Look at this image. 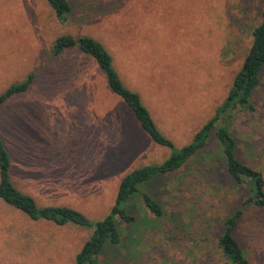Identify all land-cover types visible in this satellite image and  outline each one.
I'll use <instances>...</instances> for the list:
<instances>
[{
  "label": "rangeland",
  "instance_id": "rangeland-1",
  "mask_svg": "<svg viewBox=\"0 0 264 264\" xmlns=\"http://www.w3.org/2000/svg\"><path fill=\"white\" fill-rule=\"evenodd\" d=\"M60 22L47 0H0V93L34 73L29 89L0 106V137L12 181L40 208L69 206L93 222L115 203L134 169L163 163L172 148L155 143L115 94L97 62L77 48L55 56L61 35L91 36L113 57L125 86L140 95L175 148L189 144L226 99L253 42L264 0H69ZM253 112L227 120L238 157L264 173V69ZM214 143L178 171L143 188L119 219L121 241L102 264H228L218 247L222 219L241 209L236 237L252 264H264V207L245 204ZM93 228L34 220L0 198V264H76ZM18 234L36 235L33 241Z\"/></svg>",
  "mask_w": 264,
  "mask_h": 264
},
{
  "label": "trees",
  "instance_id": "trees-1",
  "mask_svg": "<svg viewBox=\"0 0 264 264\" xmlns=\"http://www.w3.org/2000/svg\"><path fill=\"white\" fill-rule=\"evenodd\" d=\"M60 22L68 21L72 13L69 0H47ZM77 48L91 56L103 70L111 90L122 98L133 110L143 130L157 144L172 148L170 156L161 164L146 165L128 173L119 185L114 205L110 212L98 221L93 222L83 212L69 206L38 207L35 199L15 187L11 174V156L0 137V198L8 204L21 209L34 220L44 219L59 225L73 223L82 227L93 228L91 237L85 242L76 255V264H102L99 255L108 245H118L121 232L119 219L133 223L134 215L130 214L125 204L136 194L142 196L149 210L157 217L165 215L160 202L144 191L154 179L178 171L193 161L195 157L216 138L223 158L224 167L231 179L236 181L240 190L246 184L245 204L264 207V173L258 167L242 161L238 157L237 139L227 123L235 112L256 110L252 100L257 86L261 82L264 69V6L261 21L253 30V42L236 74L226 99L216 108L214 115L198 130L193 140L182 148H175L157 127L150 111L142 102L140 95L129 89L120 78L113 57L106 47L91 36L73 37L61 35L55 39L52 53L61 55L68 49ZM34 73L22 82H14L0 93V106L11 97L27 91L34 79ZM242 210L236 209L222 219V231L218 238V247L228 264H252L242 249L236 230L241 219Z\"/></svg>",
  "mask_w": 264,
  "mask_h": 264
},
{
  "label": "crops",
  "instance_id": "crops-1",
  "mask_svg": "<svg viewBox=\"0 0 264 264\" xmlns=\"http://www.w3.org/2000/svg\"><path fill=\"white\" fill-rule=\"evenodd\" d=\"M16 240H23V241H33V246L36 247L35 241L37 240L36 235L34 234L33 236H31L30 234L26 235V234H18L15 237Z\"/></svg>",
  "mask_w": 264,
  "mask_h": 264
}]
</instances>
